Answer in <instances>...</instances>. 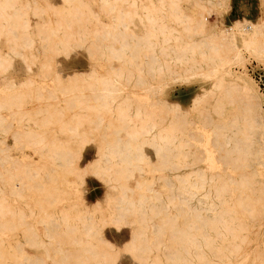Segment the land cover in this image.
<instances>
[{"label": "rangeland", "instance_id": "obj_1", "mask_svg": "<svg viewBox=\"0 0 264 264\" xmlns=\"http://www.w3.org/2000/svg\"><path fill=\"white\" fill-rule=\"evenodd\" d=\"M46 1L29 0L28 2L42 5ZM50 1L55 6H63L65 10L70 9V5L64 3L63 0ZM83 1L88 4L83 12L89 15L94 14L95 17L92 22L84 24L90 34L82 44L75 43L67 53L59 52L56 54L51 51L48 52L50 48L53 49L55 46L51 47L52 44L49 45L44 39H36L33 50L25 49L24 51L26 57L24 59L27 61H43L45 58L54 57L53 70L47 71L37 64H32V70H27L23 57L11 55L12 64L10 68L7 73L0 74V150L7 157L3 162L0 159V198L11 202L13 205L14 202L16 203L14 199H17V202L22 206H26L25 202H27L34 210H39L40 205L38 203H41L40 199L44 198L45 200L48 198L49 201L47 199L44 202V204L47 202L45 205L41 204L42 210L49 207L46 210L49 211L57 207L59 213L63 209H68L74 213L73 215H81L86 223L89 221L97 226V229L90 230L87 235V232L78 234L82 241L90 242L92 247L90 252L92 254L100 253L107 248L102 244V238H106V240L116 245L114 252L110 250L108 253H117L116 256H118L109 264H199L194 259L188 261V259L195 258L194 244L191 246V254L184 253L183 250L181 252L184 257H187V260L168 258L169 253L175 251L173 254H176V249L182 247L178 235L176 236V234L174 235L167 230L156 234L154 229L147 228L148 243L145 244L142 250L134 252L131 248L125 247V243L130 240L132 229L137 225L133 224L131 222L132 217L126 214L123 215V224L119 223L117 225L112 221L106 222L109 218L117 217L115 210L110 208L113 204L109 205V198L114 203L122 190L119 184L133 187L135 176L139 178L142 174L144 179L147 180V185L143 189L147 199L144 209V224H150L152 218L158 223L161 218H170L180 228H186L188 236L194 239V234L198 235V229L193 226L200 224L199 216L209 220L214 216L213 210L227 207V185L233 187L232 192L236 196L238 191L235 189V180H239L243 173L248 174L255 169V180H258L255 185L244 190V192L252 194L255 199H261L264 196V161L251 156V161L243 168L236 169L232 165H227L225 135L216 134L211 123L204 125L200 122L199 110L194 108V97L205 90L214 88V81L208 77L210 74L208 64L210 62L206 57L210 51V39L225 38V35H222L218 28L200 27L199 17L206 16L210 24L216 22L218 27L230 26L235 20L244 18L253 22L261 21L262 23L264 21V0H228V7H230L221 14H217L219 8L214 6L215 0H176L179 7L188 16L183 23H179L175 19L172 20L168 13L164 11L163 13L167 14L164 21L173 26L175 36L179 37V43L193 46V49L191 48L186 53L191 61V64H189L190 69L174 72L171 76L173 79H170L163 94L160 93L159 88L162 86V81L167 79L162 77L158 70H155L157 65L164 59L162 45L159 41L151 46L152 41L150 42L144 37H138L144 35L146 26L149 25L146 19L138 16L146 12L148 6L146 0H141L138 8L131 4L133 0H126L112 11L103 7L102 0ZM155 1L160 3V0ZM112 2L119 3V0H112ZM165 9L169 10V6L166 5ZM30 19L32 24L30 30L35 32L43 20H55L56 16L50 15V13L43 14V16L31 13ZM98 28L112 30L119 37L115 40L110 38L99 39L96 34ZM261 29L264 30V23L261 25ZM129 31H133L137 36H133ZM6 43L5 38L0 37V47L4 50H7ZM176 43V40L171 41L172 45ZM97 44L104 47L114 46L118 50L124 49V51L116 55H111L107 52V49L104 52H98L94 49ZM250 60L248 68H251L252 75L260 83L264 97V62L252 58ZM125 69H129V71ZM115 70L117 72L125 70L124 74L128 73L129 75H126L127 79L125 77V83L122 87L113 85L114 88L111 86L114 88L113 96H115L114 104L111 107L129 108L130 113L133 114L139 106L144 115L151 112L156 113L155 119L158 126L152 132H157L161 121L165 119L167 108L165 107L164 98L169 95L170 100L180 101L186 109L191 110V115L194 120L198 121V126L203 124L211 138L209 142L211 148L206 151L203 150L201 147L204 145L202 137L204 135L196 133V131L191 133V136H195L192 140V150H196L197 154L195 157L187 159L190 163L185 168L182 166L183 157L178 155L177 150H174V153L177 154L165 151L163 156L157 155L149 141L152 132L146 131V129H150V126L145 129L141 127L144 124L140 125V134L135 139L128 137L122 127H111L117 126V123H115L118 122L116 115L114 113L109 114L107 110L101 108L102 105H99L100 100H97V104L93 100L96 99V94L101 97L99 94L103 92L102 89L104 88L102 85H96V79L114 74ZM181 75L189 76L181 77ZM5 76L11 79L6 81ZM6 82L14 84L5 86ZM25 83H28V85H25ZM151 85L154 87H151ZM216 92L220 93V90L217 89ZM73 94H76V98L79 99L76 100ZM79 94H81L80 97ZM22 95L31 97L30 101L14 103V105L5 101L10 96L19 97ZM92 96L93 100L90 99ZM87 98L88 102L91 100L90 103L86 102ZM80 99H82L81 101L86 100L84 102L91 106L86 107V103L79 102ZM81 103L84 105L80 108ZM211 104H214V99L209 103H202V107L212 109ZM57 111H63L64 117L69 122L73 120L75 113H81L83 121L79 126L80 134L62 131L56 122L51 123L49 116L57 117L52 114H57ZM204 111L205 118L203 119H206L207 110L204 109ZM210 114V117L215 119L221 116L227 117V108L221 116L211 110ZM96 118H102V120L97 121ZM113 119L115 122H111L109 127L108 121ZM49 120L50 122H48ZM91 120L93 124L103 122L99 126H94L91 124ZM43 122L51 124L45 127ZM113 123L115 125H112ZM103 127L105 128L103 129ZM40 130L46 134L38 135L41 133ZM175 136H181V130H176ZM34 138H42L44 140L43 144L47 147L42 150L40 147L43 144H37ZM119 139L123 142L130 140L138 147H142L148 157L142 161L134 160L130 152L122 145L120 146L123 148L119 147L121 150L116 151L115 149L118 146L116 148L115 145ZM37 145L40 146L37 147ZM50 147L52 148L50 149ZM58 148H61L59 153L57 150L55 151ZM48 150L50 151L48 152ZM46 152L48 154H45ZM2 153H0L1 157L4 156V153ZM8 157H11V159ZM124 158L128 159V164ZM15 159L20 162L19 164H27V172L30 174L36 176V173H39L36 179L38 183L35 181L30 182L31 184L26 183V192L18 197L10 193L11 186L8 178L10 173L13 174V170L14 174H19L14 169V166L18 164L12 163L16 161ZM71 159L76 161L81 168L89 166L92 171L93 168L96 169L92 166L93 161L96 159L100 160L99 165L112 166V168L121 163L125 167L124 171L127 172V178H121L118 181L114 170H111L110 175L107 176L96 175L90 170L91 172L84 176L85 180L82 183L75 176V178L71 175L62 177L65 174L63 171ZM192 168H196L199 172L189 181L183 182L176 177L177 174ZM49 173H52V175ZM53 174L59 178V180L56 179L60 187L57 201L62 199L59 202L55 201L56 196H47L44 193L45 190H43L50 187L52 183L50 177ZM39 175L42 176L43 180ZM35 176L33 177L36 178ZM34 178L32 180H35ZM72 179L76 180L77 187L71 188L66 184L68 180L72 181ZM43 181L50 184L49 186L45 184L44 188L40 187L42 189H39L38 187L43 185ZM33 183L39 185L36 187V184L35 188L29 191L32 189L29 185L33 186ZM152 189L159 191V196L155 195ZM34 191L39 192V194ZM191 195L194 197L191 198ZM35 199L38 200V203ZM53 201L54 203H51ZM254 203H256L255 200ZM248 215L245 212L243 217L245 224L252 222ZM26 216V218L19 220V223L15 226L10 224L11 226L5 229L0 227V232H2L0 234V256L6 258L0 260V264H75L77 261L76 258L74 259L75 255L81 256L82 263L86 261V256L90 255V252H85L82 245L74 243L70 232L67 237L66 234L63 235L61 231L63 228L60 230L62 242L58 243V241H61V237L55 220L41 219L40 215L30 214L29 211H26ZM61 221L63 223L62 219ZM30 224H32V228L29 227ZM255 224L257 225L258 221ZM189 225H192L193 228H188ZM79 226H81V222H79ZM261 231L264 234V226ZM244 233L248 232L243 231V235ZM251 245H246V248L250 249ZM101 262L103 263L102 260ZM90 264L101 263L97 259H91ZM214 264H242V259L233 260L229 263L214 259Z\"/></svg>", "mask_w": 264, "mask_h": 264}, {"label": "bare ground", "instance_id": "obj_2", "mask_svg": "<svg viewBox=\"0 0 264 264\" xmlns=\"http://www.w3.org/2000/svg\"><path fill=\"white\" fill-rule=\"evenodd\" d=\"M28 1L29 0H0V37H4L5 41L7 42V50H4L0 47V74L7 73V70L10 68L12 64L11 55L23 57V62L25 63L24 65L26 66L27 70H32V64L41 65L42 68L47 71L53 70L54 57L47 59L45 58L43 61H27L24 59L26 58L24 55L25 49L33 50L34 43L37 41L36 39H44L49 45L52 44L51 47L55 46L53 49L50 48L48 52L51 51L56 54L59 52L67 53L73 48L75 43L82 44L85 39H87L88 34H90V31H87L88 29L84 26V24L87 22H92L95 15H89L83 12L84 8L88 7V4L83 0H63L64 3L70 5L69 10H65L63 6H55L50 0H47L42 5H38L35 2L30 3ZM124 1L126 0H119V3H113L112 0H102V5L103 7H106L107 10L112 11ZM140 1L141 0H133L131 1V4L138 8L140 7ZM146 2L148 3L146 12L141 15L139 14L138 16L146 19L149 25L146 26L144 35L138 37H144L150 42L152 41L151 46H154V43L159 41L162 45L164 59L159 65H157L155 70H158L161 73V76L164 78L166 77L167 79L162 81V86L159 88L160 93L163 94L166 85L170 79H173L171 76L174 74V72L179 70L187 71L190 69L189 64H191V61L189 60V57L186 56V53L191 48L193 49V46L179 43V37L175 36L173 26L164 21V17L167 16V14H164L163 12L166 11L172 20L175 19L179 23L186 21L188 16L179 7L176 0H160V3H157L155 0H146ZM213 4L219 8L217 14H221L230 7H228V0H215ZM166 5L169 6V10L165 9ZM31 13L39 16L50 13V15H55L56 19H50L49 21L43 20L36 31L32 32L30 30L32 26L30 19ZM263 23L264 21H262V23L261 21L253 22L247 18H244L241 20H235L230 26L218 27L216 22L210 24L206 16L202 15L199 17L200 27L207 29L218 28L222 35H225V38L210 39V51L207 53L206 57L210 62L208 64L210 71L208 77L214 81V88L197 94L194 97V108L199 110V114L201 116L199 119L200 122H202L204 125L211 123L212 129L216 134L225 135L224 140L226 142L227 165H232L236 169L243 168L245 165L249 164L251 161V156L264 161V97L260 83L252 75L251 68H248L251 58L259 62H264V30L261 29V25ZM130 32L133 36H137L133 31H129V33ZM96 34L97 38L102 40L106 38L115 40L119 37L117 33L112 32V30H106L105 28H98L96 30ZM172 40H176L177 43L172 45ZM94 49L98 52H104L105 49H107V52L111 55L120 54L124 51V49L118 50L114 46L104 47L98 44ZM125 70L129 71V69ZM124 71L117 72L115 70L114 74L97 78L96 85L99 84L100 86H104L102 89L103 92H101L102 94L98 93L101 95V97L96 94V99H94L93 96L90 99H94L93 102L96 104L98 102L97 100H100L101 103H99V105H102L101 108L107 110L109 114L114 113L116 115L118 122H115L114 119L112 121H108L109 127L111 126V122H115L117 123V126L111 127L118 128L120 126L126 131L128 137L135 139L138 138V135L140 134V125L144 124L141 127L145 129L146 127L150 126V129H146V131L148 130L147 132H152V130L158 126V122H156L155 119L157 114L151 112L144 115V112L139 108V106L133 114L130 113L129 108H123L121 106H117L116 108L111 107L115 101V96H113V89L115 87L113 85H118L120 87L123 86L125 83L124 79L125 77L127 79L126 75L128 74L126 73L125 75ZM249 72L252 76L249 74ZM188 76L189 75H181V77ZM10 79V77L5 76L6 81ZM7 84L12 86L14 83L6 82L5 86H7ZM25 85H28V83H25ZM151 87L154 86L151 85ZM217 89L220 90V93L216 92ZM80 95L81 94L78 96L80 97ZM74 98L76 100L79 99L76 98V94L74 95ZM30 99L31 97L22 95L19 97L10 96L5 101L14 105V103L29 102ZM213 99L214 104H211L212 109L202 107V103H209ZM81 100L82 99H80L79 102H88V98L87 101L83 99L86 102ZM164 101L165 107L167 108L165 112V119L161 121V125L158 127L157 132H152V136H150L149 141L155 149L157 155L163 156L165 151L167 153L177 154L174 153V150H177L178 155L183 157L182 166L186 168L190 163L187 159L189 157H195L197 154L196 150H192V140L195 138V136H191V133L196 131V133L204 135L202 136L204 145H202L201 148L205 151L211 148L209 145L211 138L208 135V131L203 127V124L198 126V121L194 120L192 117L191 110L186 109L182 102L170 100L169 95L164 98ZM83 103H81L82 105H79L80 108L84 105ZM88 103L85 104L86 107L91 106ZM226 108L227 117L221 116ZM204 109L207 110L206 119H203L205 118V114H203L205 112ZM210 110L214 111L221 117L218 119L210 117ZM52 114L56 115L57 117L54 118L53 115L49 116L51 123L56 122L60 130L71 131L74 134H80L79 126L83 121V116L81 113V115L75 113L73 120L70 122L64 117L63 111H57V114ZM100 119L102 120V118H98L97 121ZM50 120L48 122H50ZM203 120L205 121L203 122ZM48 122H43L45 127H48L49 124H51H48ZM102 122L100 121L98 124H93L91 120V124L94 126H99V124ZM112 125L115 124L113 123ZM104 128L105 127H103V129ZM176 130H181V136H175ZM41 134L46 133L41 131V133L38 135ZM34 139H36L37 144L40 145L44 142L42 138ZM40 145H37V147ZM120 145L130 152L134 160L142 161L148 157V155L144 153L142 147H138L130 140L123 142L121 139H119L115 147L118 146L119 148L121 147ZM46 147L47 146L43 144L40 148L44 150ZM196 147L199 148L200 146ZM51 148L52 147H50V149ZM118 148L115 150H121ZM60 149L61 148L55 149V151L57 150L59 153L61 151ZM49 151L50 150H48V152ZM2 152L3 151L0 150V153ZM48 152L45 154H48ZM51 152L53 151L51 150ZM119 154H121V152H119ZM133 154L137 155L138 157H135ZM43 156L45 157V155ZM4 157L5 153L4 156L2 155L0 158L1 162L5 161L7 158ZM8 158L11 159V157ZM16 161L12 163L18 164L17 166H14V169L16 170L15 172L18 171L19 174L15 173L18 174L15 175L13 170V174L10 173L8 178L10 180L9 185L11 186L10 193L18 197L26 192V183H32L34 181L38 183V180L36 179L39 173L37 172L36 176L32 175V173L30 174L27 172V164L22 165L19 164L20 162ZM126 163H129L128 159H126ZM99 164L100 160H94L92 166L96 167V169L93 168L94 170L92 171L89 166L81 168L76 161L71 159L69 164L66 165L65 170L63 171L65 174L62 177L65 175H71L73 177L75 176L78 178L79 182L82 183L85 180L84 176L88 174V172L92 171L96 175L107 176L110 175L111 170H114L116 172L118 181L121 180V178H127V172L124 171L125 167L122 166L123 164H118L120 166H115L113 164V166H115L114 168H112V166H110V168L107 165L101 166ZM197 172H199V170L192 168L177 174L176 177L180 181L187 182ZM49 174L52 175V173ZM255 175L256 170L254 169L248 174L243 173L239 180H235V189L238 191L236 196L232 192L233 187L227 185V207L213 210L214 216L209 220L199 216L201 220L199 221L200 224L198 226H193L198 229V235L194 234V239H191L188 236L186 233V228H180L170 218H161L159 223L152 218L150 224H144V209L147 199L143 189L147 185V180L144 179L142 174L139 178L135 176V185L133 187L119 184V187H121L122 190L120 189L121 193L117 196L114 203H112L108 197L109 205L113 204V206L110 208L115 210L117 217L115 216L109 218L106 222L112 221L118 225L119 223L123 224V215L126 214L132 217L131 222L137 226L132 229L130 240L125 243V247L131 248L134 252L142 250L145 244L148 243L147 228H152L156 234L167 230L174 235L176 234V236L178 235V239L180 240L182 248L176 249V254H173L175 251L169 253L168 258L170 257L173 259L187 260V257H184L181 252L183 250L184 253L191 254V246L194 244L195 258H192L191 260L188 259V261H192L194 259L199 264H214V259L227 263L233 260L242 259V264H264V234L261 233V229L264 226V196L261 199H255L252 194H246L244 192V190L251 188L258 182L257 179L255 180ZM53 176L50 177V181L52 182L51 184L43 181V185L36 183V187L39 185L38 188L42 189L44 188L45 184L47 186L50 184V187L43 189L45 190L44 193L47 196H56L55 201L59 202L62 199L57 201L60 190L59 183L56 182L58 176H54L55 179L53 178L52 180ZM40 177L42 179V176ZM33 178L35 180H32ZM38 179L40 178L38 177ZM75 181L76 180L73 179L72 181L68 180L66 184L71 188L74 186L77 187ZM36 184L33 183V186L29 185V187H32V189L29 191H32ZM152 191L155 195L159 196V191H154L153 189ZM39 192H36V194H39ZM193 197L194 196L191 195V198ZM47 199L48 198L45 200L44 198L40 199L41 203H38V200L35 199L40 206L39 210H34V208L32 209L27 202H25L26 206H22L19 204V202H17V199H14L16 203L14 202L13 205L11 202L5 201L4 199L1 200L0 198L1 229L11 226L10 224H14V226L17 225L19 220L27 217L26 211H29L30 214L35 213L40 215L41 219H50L49 221L55 220L57 222L59 236L61 237V241H58V243L62 242V234H60V230L63 228V230H61L63 235L66 234L67 237L70 232L72 235V241L78 245H82L85 252H90L92 250L90 242L82 241L78 234L81 232H87V235L90 233V230L94 228L97 229V226L89 221L86 223V221L81 218V215H73L74 213L68 209H63L61 213H59L57 212V207L55 209L53 208L54 210L52 209L46 211L49 208L46 206L47 209L42 210L43 208L41 207V204H44ZM185 199L187 200L188 198ZM254 200L256 203H254ZM51 203H54V201ZM245 212L249 214L248 218L251 219L252 222L246 224L243 222ZM61 219L63 220V223L62 221L60 222ZM257 221L258 224L256 225L255 222ZM79 222H81V226H79ZM29 227L32 228V224H30ZM190 227L193 228L192 225L188 226V228ZM255 227H257V229H255ZM243 231H247L248 233H244L243 235ZM1 233L2 232H0V234ZM251 234L253 235L251 236ZM101 242L107 248L103 249V251L100 253L92 254V252H90V255L86 256L87 259L83 263L81 262V256L75 255L74 259H77L75 264H90L91 259H97L101 264L112 263L118 255L116 256L117 253H108V251L115 250L116 245L106 240V238H102ZM248 244H252L250 249L246 248V245ZM5 259V257L0 256V260Z\"/></svg>", "mask_w": 264, "mask_h": 264}]
</instances>
